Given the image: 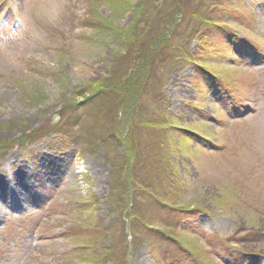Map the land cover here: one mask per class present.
<instances>
[{
	"label": "rangeland",
	"instance_id": "1",
	"mask_svg": "<svg viewBox=\"0 0 264 264\" xmlns=\"http://www.w3.org/2000/svg\"><path fill=\"white\" fill-rule=\"evenodd\" d=\"M138 1L0 0V264H264V0H217L189 46L182 19L211 0H149L145 20ZM185 45L198 78L167 61ZM163 137L158 174L143 158Z\"/></svg>",
	"mask_w": 264,
	"mask_h": 264
},
{
	"label": "trees",
	"instance_id": "2",
	"mask_svg": "<svg viewBox=\"0 0 264 264\" xmlns=\"http://www.w3.org/2000/svg\"><path fill=\"white\" fill-rule=\"evenodd\" d=\"M147 2H149V0H139L138 3L136 5H134V7H133V11L135 12V15H138V17L140 15L141 16L140 18L144 19V20H145V17L151 18L150 7L149 6L148 7L145 6V4ZM218 6H219V4H218L217 0H211V2L207 3L206 6L203 7V8H205V11L202 12L203 8L200 9L199 5H193L194 9L191 12H189V13H187V12L185 13L184 18L182 19L183 22H184L183 26H184L185 29H184V32L182 34L186 38L185 39V41H186L185 44L187 46H189V44L191 43L190 39L193 38L194 35H195L194 38L197 37V35L200 32L201 24H203V22L207 18V17L202 18L204 12H207L210 9L209 7H211V8H213L212 13H214V15H215V13H217L220 10V9H218ZM205 29H206V27H202V32ZM142 30H145V28H142ZM223 31H226V30L219 29V38L224 40V42L227 44L228 42H230V39L228 38V34L230 33L231 30L229 31V33L227 32V35H225V33H223ZM247 43L248 42L246 40L241 41V44L238 45L239 49L241 47L246 48L245 46H247ZM154 44H156V43H154ZM219 44L220 43H218L217 45L219 46ZM186 45H185V47H183L181 49V51L179 50V51L176 52L177 53L176 56H174V55L169 56L168 60L165 58V60H162V62L167 60L168 62L173 64V67L171 69H173V70L174 69H178L179 71L182 70L187 65V61H190L191 59H193V57H195L194 54L191 55L190 52L188 51V49H186ZM146 49H150V48H146ZM213 51L217 52L216 48ZM139 58L140 59H138V61H142L143 62V60L145 59V54L142 57H139ZM138 61L136 62V64H134V67H131L129 70H127V73L131 72L132 68H133V70L135 68L136 69L139 68L138 65H137ZM112 62H113V65H112L113 69L112 70H114L115 66H117L116 72L118 71V69L122 68V61L120 59L114 58V60ZM191 63L193 64L194 67H196V73H197V78H198L199 74L202 73V71H201L202 68H201L200 65H198L199 63L197 61H195L194 59H193V61ZM121 72H123V69H122ZM121 72L120 71L117 72V73H113V72L111 73L110 72L111 73L110 77L108 79H105L104 82L101 83V85H100V86H102V88H100L102 90L101 93L102 92L104 93L106 91L105 94H108V95L113 97V95H115L116 92L118 93V91H120V88H122L121 86L125 82V80L124 81L122 80L123 82L118 80V79H121L120 78ZM129 75L130 74H128V76ZM64 123H63L64 125L62 124L63 126H68L69 127L71 125L67 120ZM113 124H115V121L113 122ZM63 129H67V128L63 127ZM120 135H122V134H119V133H117L115 131L114 132L113 131H110V132L107 131L106 133H104L102 138L99 140L98 144L102 145V146L105 145L107 150L108 151L110 150V152H112V150L114 149V152L116 153V155H117V153L118 154L120 153V150H123V152L125 153L126 149H131V148H130V145L126 144L127 138L123 137V139H122L120 137ZM164 137L161 140L159 139L161 141L160 144H159V147L156 146L154 148V150L150 149L151 154L148 152L146 158H143L145 160V163H147V160L149 159L148 163H147L148 167H150L151 169L154 168L155 172L158 173V174L159 173H163L162 171H163L164 168L167 170V162L163 161L168 156V151L166 150L167 146L165 145V138ZM87 138L91 139V137H89V136ZM19 139H21V140H19V142H22L23 139H22L21 136H19ZM90 141L92 142V140H90ZM12 142H14V141H12ZM90 143H88V144H90ZM109 143H110V146H109ZM163 143H164V145H163ZM93 144H95V143H93ZM162 147L165 150L161 149ZM0 149H2V148H0ZM117 150H119V152H117ZM130 153L131 152H129V155H130ZM121 154L122 153H120L119 155H121ZM129 155L126 154V156L125 155H123V157L120 156V161H121V164H123V168L122 169H123L124 172L127 171L128 167L130 165L128 163L129 162V157H128ZM156 155L162 156L163 159L161 160L158 157L156 158L155 157ZM107 156H108V157H106L107 161L110 164V166H112L111 175H113V178L116 179V174H118L119 172H120V174H122V170L119 171V170H117L114 167V164H113L114 161L113 160L115 159V157L114 158H110L109 154H107ZM140 163H142L144 165V167L146 168V164L143 161L140 160ZM117 168H118V165H117ZM119 183H120L121 186H123L125 188L126 185H125V183L121 182V179H120ZM139 188L140 189H144L143 185L140 186Z\"/></svg>",
	"mask_w": 264,
	"mask_h": 264
},
{
	"label": "bare ground",
	"instance_id": "3",
	"mask_svg": "<svg viewBox=\"0 0 264 264\" xmlns=\"http://www.w3.org/2000/svg\"><path fill=\"white\" fill-rule=\"evenodd\" d=\"M0 185H1V182H0ZM16 187H17L16 185H11L10 188L8 189V191H9L10 193L14 194V192H17V191L20 190V187L18 188V190H17ZM2 190H3V189L0 188V200H1L2 196L4 197V196L6 195V193H7V192L2 191ZM5 197H6V196H5ZM4 199L6 200V198H4ZM6 201L9 202V200H6ZM4 203H5V201H4ZM4 203H2V205H3ZM2 205H0V212L2 211ZM10 207H11V206L9 205V207H7V208L9 209ZM4 208H6V207L4 206V207H3V210H4ZM0 216H1V215H0Z\"/></svg>",
	"mask_w": 264,
	"mask_h": 264
}]
</instances>
